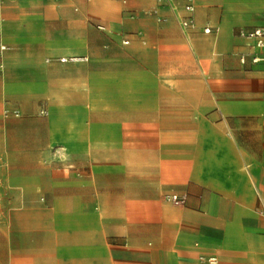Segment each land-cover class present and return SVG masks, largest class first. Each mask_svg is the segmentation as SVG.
Here are the masks:
<instances>
[{"label":"crops","instance_id":"crops-1","mask_svg":"<svg viewBox=\"0 0 264 264\" xmlns=\"http://www.w3.org/2000/svg\"><path fill=\"white\" fill-rule=\"evenodd\" d=\"M187 1L0 0V264H264V0Z\"/></svg>","mask_w":264,"mask_h":264},{"label":"built area","instance_id":"built-area-1","mask_svg":"<svg viewBox=\"0 0 264 264\" xmlns=\"http://www.w3.org/2000/svg\"><path fill=\"white\" fill-rule=\"evenodd\" d=\"M160 2H162V0H159ZM178 4H180V2H174L173 6L176 7ZM184 8L186 11L188 12H193L195 10L194 4L189 0L184 4ZM157 9L154 10L153 13H157ZM264 17V14H263ZM157 20L159 22H164L167 19L165 17L162 16H157ZM194 23V19L192 17H187L185 19L182 20V25L183 27H188L190 25H192ZM100 28H103L102 26H100ZM204 31L206 33H209L211 31L210 28H205ZM240 35L248 38L250 40H253L254 42V47L259 49L261 52H256L253 56H252V62L253 63H258L262 60H264V27H254L251 29H246V28H242L240 30ZM125 43H129L128 40L125 41ZM2 49H5V46H1ZM86 58H61V61L66 62V61H79V60H85ZM241 61L243 63H246L247 61V55H243L241 57ZM188 194L184 193L181 195L178 194H173L171 196L168 197V200L172 201L174 204H183L185 203V201L187 200ZM199 264H220V260L217 256L215 255H201L199 257Z\"/></svg>","mask_w":264,"mask_h":264}]
</instances>
